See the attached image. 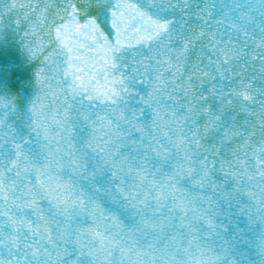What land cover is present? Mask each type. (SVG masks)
I'll use <instances>...</instances> for the list:
<instances>
[{
    "label": "snow or ice",
    "instance_id": "snow-or-ice-1",
    "mask_svg": "<svg viewBox=\"0 0 264 264\" xmlns=\"http://www.w3.org/2000/svg\"><path fill=\"white\" fill-rule=\"evenodd\" d=\"M193 4L0 0V264H264V0Z\"/></svg>",
    "mask_w": 264,
    "mask_h": 264
},
{
    "label": "water",
    "instance_id": "water-1",
    "mask_svg": "<svg viewBox=\"0 0 264 264\" xmlns=\"http://www.w3.org/2000/svg\"><path fill=\"white\" fill-rule=\"evenodd\" d=\"M193 6H196V0H194ZM193 22H196L195 17H193ZM259 86L260 84L258 83L257 87ZM0 94L13 97L14 103L20 110L23 111L27 109L34 94V90L32 84L28 82L26 76H9L5 78L3 85H0ZM247 258L253 262L257 261L258 255L254 247L252 251L247 252Z\"/></svg>",
    "mask_w": 264,
    "mask_h": 264
}]
</instances>
